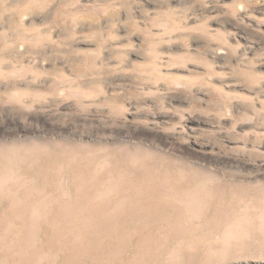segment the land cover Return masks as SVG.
<instances>
[{"label":"rangeland","instance_id":"1","mask_svg":"<svg viewBox=\"0 0 264 264\" xmlns=\"http://www.w3.org/2000/svg\"><path fill=\"white\" fill-rule=\"evenodd\" d=\"M0 264H264V0H0Z\"/></svg>","mask_w":264,"mask_h":264}]
</instances>
